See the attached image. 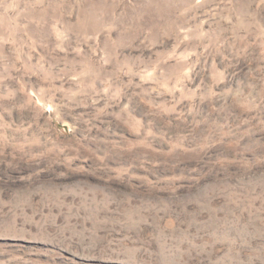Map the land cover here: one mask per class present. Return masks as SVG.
<instances>
[{"label": "rangeland", "instance_id": "obj_1", "mask_svg": "<svg viewBox=\"0 0 264 264\" xmlns=\"http://www.w3.org/2000/svg\"><path fill=\"white\" fill-rule=\"evenodd\" d=\"M0 264H264V0H0Z\"/></svg>", "mask_w": 264, "mask_h": 264}]
</instances>
